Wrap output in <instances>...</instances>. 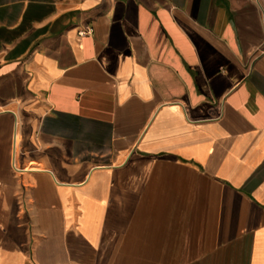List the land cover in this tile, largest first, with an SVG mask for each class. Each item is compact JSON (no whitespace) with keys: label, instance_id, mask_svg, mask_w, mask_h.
I'll use <instances>...</instances> for the list:
<instances>
[{"label":"crops","instance_id":"0c3cea01","mask_svg":"<svg viewBox=\"0 0 264 264\" xmlns=\"http://www.w3.org/2000/svg\"><path fill=\"white\" fill-rule=\"evenodd\" d=\"M0 264H264V0H0Z\"/></svg>","mask_w":264,"mask_h":264},{"label":"built area","instance_id":"2783aa9c","mask_svg":"<svg viewBox=\"0 0 264 264\" xmlns=\"http://www.w3.org/2000/svg\"><path fill=\"white\" fill-rule=\"evenodd\" d=\"M92 33V29H89L87 32L81 31L80 34L83 35H87V34H91Z\"/></svg>","mask_w":264,"mask_h":264}]
</instances>
